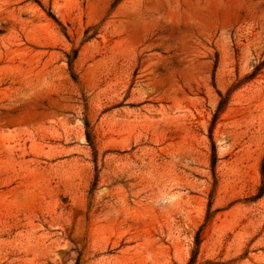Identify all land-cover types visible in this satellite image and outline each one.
I'll return each mask as SVG.
<instances>
[{"label":"rangeland","instance_id":"obj_1","mask_svg":"<svg viewBox=\"0 0 264 264\" xmlns=\"http://www.w3.org/2000/svg\"><path fill=\"white\" fill-rule=\"evenodd\" d=\"M262 163L264 0H0V264H264Z\"/></svg>","mask_w":264,"mask_h":264},{"label":"trees","instance_id":"obj_2","mask_svg":"<svg viewBox=\"0 0 264 264\" xmlns=\"http://www.w3.org/2000/svg\"><path fill=\"white\" fill-rule=\"evenodd\" d=\"M49 16L51 18H53V20H55L52 15H49ZM75 57H76V52H74V54H73V59H75ZM68 66H69V70H71V68H72L71 60L68 62ZM255 74H256V71H254L252 74L244 77V79L241 82H238L237 84H235L231 88V90H229L224 96L221 93H217L218 97H219V102L217 104L216 110H215L213 117H212V120H211V127L209 129V136H208L209 141L211 143L210 168H211V175H212V179H213V187L215 186V173H214V171H215V165L217 162V157H216V152H215V146H214V143L212 140V129L216 123V120H217L219 114L222 112L225 105L227 104L229 93L231 91H233L234 89H237L242 83H245V82L251 80L255 76ZM86 128H87V125H86ZM86 140H87L90 148L92 150H94V147H93L89 133H86ZM263 195H264V163H262L261 169H260V184L257 188V193L254 197H252L251 200L254 201V200L261 199ZM213 215H214V212L211 211V201H209L208 206H207V210H206V214L204 217V221L195 233L192 248L190 251V256H189V259L186 262V264H198L197 259H198V255H199V249H200V244L202 241V236H203L205 228L209 224Z\"/></svg>","mask_w":264,"mask_h":264}]
</instances>
